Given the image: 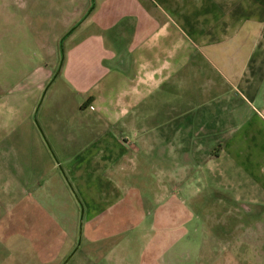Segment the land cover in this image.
Returning <instances> with one entry per match:
<instances>
[{"label":"crops","instance_id":"crops-1","mask_svg":"<svg viewBox=\"0 0 264 264\" xmlns=\"http://www.w3.org/2000/svg\"><path fill=\"white\" fill-rule=\"evenodd\" d=\"M33 1L0 25L2 233L50 263L81 224L84 255L109 256L139 225L160 247L196 218L180 209L220 207L256 237L264 0H95L54 34L25 23Z\"/></svg>","mask_w":264,"mask_h":264},{"label":"rangeland","instance_id":"rangeland-1","mask_svg":"<svg viewBox=\"0 0 264 264\" xmlns=\"http://www.w3.org/2000/svg\"><path fill=\"white\" fill-rule=\"evenodd\" d=\"M6 1L0 0V25L6 22L3 16ZM94 2L95 0H36L27 8L29 10L27 13L33 12L36 17L34 15L25 16V23H32L53 34L61 32L67 30L66 26L70 24V20L77 18L85 8L87 11L91 10ZM72 28H68L66 33L70 32ZM63 41L64 39L61 37L62 51H64ZM63 56L64 54H62V60ZM185 210L188 216H196L192 219V221L196 219V223L191 221L184 225L183 228H187L185 236L178 237L180 225H173L171 239L162 241L160 247L156 245L152 248L148 246L146 236L144 238L142 235V225H139L138 229L134 230L135 233L123 234L122 239L115 242L121 247L117 252L112 251L109 256L105 253L107 251L102 254H95L92 251V253H87L89 255H84L86 253L85 241L82 236L81 224H79L80 229L76 230L72 242L58 239L49 243V245L52 244L53 251L55 248L56 251H59L58 259L53 256L50 263L42 261V258L34 255L33 240L20 241L19 243L18 238L4 234L0 230V264H64L79 244H81L79 250L67 264H89L88 259H91L95 264H147L146 262L152 258L155 264H264V232L258 237L259 231L261 229L264 231V220L262 224L255 227V231H258L255 232L256 237H250L243 235L245 231L241 228L242 225L231 222V220L241 219L237 216L250 219L251 217L245 215L244 211H239L237 216H232L226 213L230 209L200 207L180 209V214L185 215ZM263 210L255 209V211ZM223 214H227V217L230 218V224L217 223L216 220ZM256 221L258 220L256 219ZM0 227L3 225L0 224ZM227 233L230 236H227ZM240 234L242 236L237 239ZM49 242L51 241L49 240ZM148 247L149 250H147ZM159 249L160 257L158 256ZM229 251L230 256L224 254Z\"/></svg>","mask_w":264,"mask_h":264},{"label":"water","instance_id":"water-1","mask_svg":"<svg viewBox=\"0 0 264 264\" xmlns=\"http://www.w3.org/2000/svg\"><path fill=\"white\" fill-rule=\"evenodd\" d=\"M82 213H83V209H82ZM78 248V246L76 247V249ZM76 249L74 250V252L76 251ZM73 252V253H74ZM73 253L69 256V258L65 261V263L64 264H66L68 261H69V259L72 257V255H73Z\"/></svg>","mask_w":264,"mask_h":264}]
</instances>
